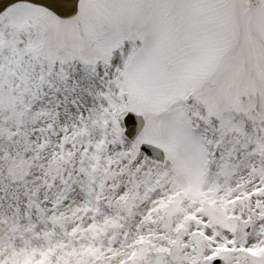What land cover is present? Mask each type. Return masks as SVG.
I'll return each mask as SVG.
<instances>
[{
  "label": "snow or ice",
  "instance_id": "1",
  "mask_svg": "<svg viewBox=\"0 0 264 264\" xmlns=\"http://www.w3.org/2000/svg\"><path fill=\"white\" fill-rule=\"evenodd\" d=\"M0 264H264V0H0Z\"/></svg>",
  "mask_w": 264,
  "mask_h": 264
}]
</instances>
